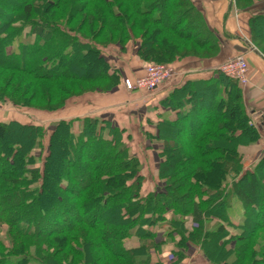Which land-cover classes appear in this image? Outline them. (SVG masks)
Wrapping results in <instances>:
<instances>
[{
  "label": "trees",
  "instance_id": "trees-1",
  "mask_svg": "<svg viewBox=\"0 0 264 264\" xmlns=\"http://www.w3.org/2000/svg\"><path fill=\"white\" fill-rule=\"evenodd\" d=\"M16 1L9 0L8 7V1L0 0V61L9 60L7 67L56 85L73 80L64 69L76 80L106 83L85 93H105L122 82L124 67L116 65L109 52L115 46L127 53L130 43L137 42L135 53L142 61L172 66L189 56H207L215 43L194 0H78L83 2L74 6L77 0ZM258 1L233 3L246 10ZM93 2L101 6H91ZM70 9L74 18L82 13L79 24L72 23ZM260 23L264 14H252L255 41ZM155 26L181 42L168 36L156 41L160 30ZM82 62L87 71L98 65L101 73L85 75L79 71ZM186 85L173 89L163 101L178 114L159 123V182L150 191H144L140 159L108 117L54 120L47 143L44 125L0 121V225L7 226L9 240L7 244L0 235V264H154L153 252L162 251L163 238L175 235L177 262L186 257L183 250L190 243L201 248L210 264H264V234L253 242L254 234L264 230V155L244 170L239 146L256 141L259 133L250 123L240 84L220 73L218 80L191 84L192 95L185 97L190 90ZM78 89L83 91L61 86L65 95L59 104L50 105L59 87L41 88L44 94L38 96L48 102L45 106L30 105L0 86V101L54 114L72 98H80L85 89ZM15 128L29 131L24 143L10 141ZM172 132L183 134L195 148L186 169L176 154L183 144ZM38 156L42 165H37ZM59 159L67 160V172L55 170ZM228 176L233 178L230 183ZM235 204L243 209L242 223L231 220ZM67 212L75 222L59 226L54 217L67 221ZM229 225L238 230L231 231ZM133 240L137 243H129Z\"/></svg>",
  "mask_w": 264,
  "mask_h": 264
},
{
  "label": "crops",
  "instance_id": "crops-1",
  "mask_svg": "<svg viewBox=\"0 0 264 264\" xmlns=\"http://www.w3.org/2000/svg\"><path fill=\"white\" fill-rule=\"evenodd\" d=\"M194 2L202 11L215 42L207 56H189L175 61L171 64L173 68L171 78L153 91L128 90L121 82L117 89L111 92L89 94L72 101L65 109L50 115L49 119L51 117L54 121L84 116L110 118L123 130L124 139L130 146L131 153L139 157L143 171L149 172L155 168L158 176V153L161 149V141L158 139L159 123L164 119L174 120L178 114V111L165 106L164 99L176 87L185 84L189 87L195 82L218 80L219 74L222 73L219 70L221 64L236 55L244 54L249 62V82L246 85H240V89L250 123L258 130L259 138L254 142L241 144L239 150L244 156V170L253 167L264 155V53L252 38L250 18L252 14H264V0L256 2L246 10L237 8L233 0H194ZM109 52L118 56H115V62L117 59H124L125 64L127 62L126 66L123 65L124 75L129 77L140 74L147 64L139 59L132 49L127 53H121L114 47ZM222 84L220 82L219 86L222 87ZM189 89L185 97L192 95L191 86ZM215 96L218 98L219 94ZM75 127L78 129V122ZM156 147L159 149L157 152ZM151 157L154 160V166H152L153 163L148 162ZM157 179L158 183L159 178ZM150 182L146 179L145 185L149 187V184H152ZM178 239V235L173 238L164 237L162 251L153 252V263L209 264L200 250L199 253H193L195 248L200 247L190 243L186 247V257L177 262V256L173 250Z\"/></svg>",
  "mask_w": 264,
  "mask_h": 264
},
{
  "label": "rangeland",
  "instance_id": "rangeland-1",
  "mask_svg": "<svg viewBox=\"0 0 264 264\" xmlns=\"http://www.w3.org/2000/svg\"><path fill=\"white\" fill-rule=\"evenodd\" d=\"M5 1H8L7 2V6L9 7L10 5L8 4L9 3V0H5ZM12 1H14V2H17L16 0H12ZM83 1H76L75 2V4H73V6L74 5H80L81 3H82ZM244 4H246V2H244L242 5H244ZM96 5H99V3L98 2H93L92 3V5L91 6H96ZM99 6H101V5H99ZM90 7V5L88 6V8ZM71 10V12H70V15L72 16L73 15V21H72V23L74 24V25H77V24H79L82 20H83V16H82V13H80L79 14V16L78 17H75L74 18V13H72V11L74 10V9H70ZM123 10H124V7H123ZM89 11H91V10H89ZM68 13L69 12H65L64 14V16L65 17H67L68 16ZM85 19V18H84ZM94 24H96V26H99V21L98 22H95V20H94V22H93ZM91 25H92V23H91ZM176 26V24L172 21V28H174ZM257 27H258V29L260 30L259 31V35H260V37L256 40V43H258L259 44V46L261 47V49H263L264 50V23H260V24H258L257 25ZM154 28H156L157 30L159 29L160 31H159V34H158V36L157 37H154L155 38V40L156 41H159L162 37H165V36H168V37H172L175 41H177V42H181L179 39H175V37L172 35V34H170L168 31H166L163 27H158V26H155ZM90 31H91V29H89ZM89 30H85L86 32L88 31L89 32ZM109 30H111V28H108L107 29V32H109ZM93 32H94V30H92ZM107 32H105V38H106V34H107ZM91 33V32H90ZM138 43L137 42H131L130 43V45H129V48H131L132 49V51L133 52H136V50H137V47H138V45H137ZM185 43H183V45H184ZM191 47H193L192 46V44L191 43H188ZM186 45H187V43H186ZM116 48H118V46H115ZM184 47V46H183ZM119 49V48H118ZM130 49V50H131ZM120 51V50H119ZM179 51H182V49L180 48L179 49ZM120 53V52H119ZM121 54V53H120ZM203 54V53H202ZM122 55V54H121ZM135 55H137L136 53H135ZM112 56H114V55H112ZM115 56H117V55H115ZM114 56V57H115ZM124 56V55H123ZM138 56V55H137ZM139 57V56H138ZM126 59H127V57H126ZM140 59V58H139ZM118 60V61H117ZM116 60V62H115V60H114V63L116 64V65H118L119 64V66H126V64H127V62H126V64H125V60L124 59H117ZM7 61H9V60H6L5 62H4V60L3 61H0V86H3V87H7V92H12V93H14L15 95H17L18 97H22V100L23 101H29L28 103L30 104V105H36V104H39V105H45V106H47L48 105V102L45 100L44 102L39 98V96L42 94H44V91H42L41 92V88L43 89V88H45L47 91H49V90H52V88H57V87H59V90L56 92V93H53L54 94V96H56V99L54 100H51V102H49L50 103V105H57V104H59V102H60V99H61V97H63L65 94H63L62 92H61V90H60V88H61V86H67V87H69V88H72V89H74L75 91H83V90H80V89H78V90H76V87L77 86H79V85H82L83 87H84V93H81V96H78V97H80V98H82V97H85V96H88L89 94L91 95V94H95V93H102V92H97V91H95V92H89V93H85V91H88V90H91V89H95V88H97V87H105L106 86V83L104 84V83H98V82H82V81H79V80H76L74 77L75 76H73L74 74L73 73H71V71L69 72L67 69H64L67 73H69V75L71 76V77H73V80H67V81H63V82H61V83H58V85H56V84H53V83H49L48 81H44V80H34V79H32V77L30 76V75H28L27 73H26V71L24 70H16L15 68H10V67H7L6 66V62ZM88 63L89 64H92V65H94L95 64V62L92 60V58H89L88 60ZM10 62V61H9ZM8 62V63H9ZM124 63V64H123ZM147 64L148 63H153V62H146ZM162 64H165V63H162ZM79 67L81 68V69H83V70H79V71H81V72H83L85 75L86 74H88V73H90L91 75L93 74V75H96V74H100L101 73V71H100V69H99V67H98V65L97 66H95V67H93L92 66V69L90 70V71H87L85 68H86V65L84 64V62H82V63H79ZM94 68V69H93ZM124 69V68H123ZM123 72H122V76H121V81H122V83H123V77L124 76H126V75H124V70H122ZM117 86L118 85H116V86H114L111 90H109V91H107V92H111V91H113V90H115V89H117ZM40 87V88H39ZM40 94V95H39ZM39 95V96H38ZM35 97V98H34ZM77 99V97H74V98H72L71 100L72 101H74V100H76ZM71 100H69V103H70V101ZM71 101V102H72ZM68 103V104H69ZM50 115H53V112H50V111H44V110H39V109H36V108H33V107H28V106H17V105H13L11 102H8V101H5V102H1L0 101V121H4V120H11V119H16V120H19V121H21V122H27V123H37V124H41V125H44V127H46L47 128V132H46V135H45V143H47V141H48V138H49V134H50V126H51V123H52V119H51V117H50V119H49V116ZM168 130V129H167ZM167 130H166V132H167ZM169 133V132H168ZM30 136V133H29V131H23V130H20V129H17V128H15V129H13L11 132H10V134H9V139H10V141L11 142H17V141H21V142H25L24 141V139H26V138H28ZM172 136H174L173 135V132H172ZM170 137V136H169ZM177 140H179L182 144H183V147L182 148H180L179 150H177V152H176V154H177V157H178V159H177V162H182V160H183V162L180 164V166L182 167L183 166V168H187V167H189L190 166V163H189V160H190V155H189V152H191V151H194L195 150V148H194V146H193V144H191V143H189L188 141H187V139L184 137V135L183 134H181V135H178V134H176L175 136H174ZM171 138V137H170ZM153 141H151V143H152ZM186 143H189V144H186ZM186 144V145H185ZM97 146L96 145H94L93 147H92V151H94L95 150V148H96ZM149 147H151V146H149ZM194 149V150H193ZM159 149L156 147V152L158 151ZM138 157V156H137ZM38 158H39V160H37V165H42V158L40 157V156H38ZM139 158V157H138ZM158 165H159V162H160V154L158 153ZM148 160V159H147ZM187 161V162H186ZM149 163L151 162V163H153L152 164V166H154V160L152 159V157H151V160L149 159V161H148ZM54 167H55V170H57L58 172H59V174L60 173H65V172H67L68 171V169L70 168L69 167V164H68V162H67V160H65V159H59V160H55V163H54ZM74 169L75 168H77L76 166H74L73 167ZM183 170L184 169H182L180 172L182 173L183 172ZM142 174L144 175V179H143V183H144V191H147V189H151L152 187L154 188L155 186H156V184H157V182H156V180H158L157 178H159V175L157 176V170L154 168L152 171L151 170H149V172H147V171H143V169H142ZM0 174H1V169H0ZM81 178H82V176H80ZM83 179H85V176H84V178ZM146 179H149V181H151L152 182V184H149L150 186L148 187V185H145V181H146ZM233 180V178L231 177V176H228V178H227V182L228 183H230L231 181ZM150 182V183H151ZM154 182V183H153ZM156 183V184H155ZM153 184H155V185H153ZM78 186V188L80 189L81 188V183L80 184H78L77 185ZM62 207H63V205H62ZM65 216H66V220L67 221H65V219H63L62 218V216H55L54 217V219H56L57 220V223L59 224V226H63L64 224H65V222L67 223H69V222H75V220L76 219H74V217H72L68 212L65 214ZM231 220L233 221V222H235V223H242L243 222V220H244V215H243V209H242V207H241V205H238V204H235L234 205V208H233V212H231ZM0 227L2 228L1 230H2V232L0 233V235L1 236H3L4 237V239H5V241H6V243L7 244H9V240H8V238L6 237V233H5V231H6V228H7V226L6 225H0ZM81 228H87L88 229V227L86 226V225H81L80 226V229ZM229 228H230V230L231 231H233V232H235V231H237L238 229H235L234 227H232V226H230L229 225ZM256 229V228H255ZM166 230H167V228H164V230H160L159 231V233H160V235H162V234H164L165 232H166ZM263 234H264V230H262V231H257L255 234H254V236H253V242H258V241H260L261 239H262V237H263ZM162 239V238H161ZM109 241H111V245H112V247L113 248H115V242L114 241H112V240H110L109 239ZM135 241L133 240V241H129V243H134ZM54 245H55V243H54ZM196 250L195 251H193V253L194 254H196V253H199V250L201 251V248H195ZM183 252H185V254H186V252H187V249L185 248L184 250H183ZM201 254H203V253H201ZM177 256V255H176ZM203 256H204V254H203ZM205 257V256H204ZM177 258V257H176ZM206 259V258H205ZM101 264H104L103 262H100ZM29 264H40L39 262H35V261H33V262H31V263H29ZM210 264V263H209ZM258 264H260V263H258Z\"/></svg>",
  "mask_w": 264,
  "mask_h": 264
},
{
  "label": "built area",
  "instance_id": "built-area-1",
  "mask_svg": "<svg viewBox=\"0 0 264 264\" xmlns=\"http://www.w3.org/2000/svg\"><path fill=\"white\" fill-rule=\"evenodd\" d=\"M219 70L228 77L237 80L240 85L249 82V62L244 54L236 55L225 61ZM173 75V68L162 63H148L135 80L123 77V83L129 90L145 89L153 91L166 82Z\"/></svg>",
  "mask_w": 264,
  "mask_h": 264
}]
</instances>
